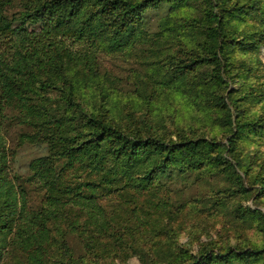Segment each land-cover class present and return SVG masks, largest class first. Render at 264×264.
<instances>
[{"label": "rangeland", "instance_id": "374dc122", "mask_svg": "<svg viewBox=\"0 0 264 264\" xmlns=\"http://www.w3.org/2000/svg\"><path fill=\"white\" fill-rule=\"evenodd\" d=\"M22 1L11 0L4 8L3 14L12 20L13 27L20 24ZM190 2L193 7L179 14L187 19L197 21L200 15H205L204 10L212 8L211 0ZM224 2L229 36L235 43L226 50L228 73L233 76L224 78L221 93L230 95L240 120L260 114L264 117V39L260 42V36L254 35L264 31V0ZM168 11V5L148 8L144 35L121 51H112L106 45L99 47L97 73L82 71L65 59L64 71L72 76L75 98L86 109L126 127H133L131 123H135L172 138L179 130L192 129L197 134H206L205 137L208 134L216 141L225 142L229 132L215 121L213 111L198 106L192 96L177 94L161 85L162 74L168 70L170 75L180 59L188 56L172 46L155 55L156 40L163 39L162 47L171 44V40L156 36ZM80 22L81 16L77 13L73 20L54 27L53 33L61 37L77 32ZM23 26L29 31H38L42 23L26 22ZM249 39L255 44H243ZM164 54L171 58L164 59ZM209 70L210 66H196L190 75ZM39 95L55 105L52 110L55 115L63 114L58 95L38 91L35 79L25 75L10 83L4 118H0V133L9 157V175L23 188L32 209L40 207L46 188L34 174L31 162L49 154L45 143L25 138L34 132L29 123H40L48 118L41 108L44 102ZM229 110L235 112L233 107ZM127 111L132 113V119ZM231 119H235L234 114ZM236 154L246 159L256 157L245 178L261 169L264 126L248 127L237 143ZM109 165L110 161L106 168ZM52 166L56 174H62L64 185L77 186L102 176L84 165L65 167V160L55 161ZM109 176L115 177L112 183L98 189L101 193L98 204L108 230L97 232L86 222L85 212L67 205L64 217L50 225L47 264H187L207 253L203 252L204 246H208V253L213 255L229 251L258 252L255 258L232 259L219 264H264V231L258 217L246 210L249 207L250 211L259 210L264 214V196L252 201L250 194L236 192L235 183L230 182L225 173L214 175L204 171L186 176L169 173L141 189L137 187L136 174ZM249 178L250 184L252 178ZM242 210H245L243 216ZM0 264H26V254L7 247Z\"/></svg>", "mask_w": 264, "mask_h": 264}, {"label": "trees", "instance_id": "16d2710c", "mask_svg": "<svg viewBox=\"0 0 264 264\" xmlns=\"http://www.w3.org/2000/svg\"><path fill=\"white\" fill-rule=\"evenodd\" d=\"M190 1L23 0L18 16L20 24L13 27L12 20L3 14L11 0H0V118H4L10 83L25 75L35 79L38 91L56 93L63 111L62 115H55L52 112L55 105L45 102L46 99L39 95L44 102L41 108L48 118L40 123L28 122L34 132L25 138L45 143L49 148L47 156L31 162L34 174L46 188L38 209L28 206L25 191L9 175V157L0 133V259L10 247L26 254V264H47L50 225L64 217L67 205L85 212L86 222L97 232L107 231L103 210L98 204L101 195L98 189L112 183L115 177L109 175L114 173L136 174L137 187L141 189L169 173L186 176L204 171L214 175L222 172L235 183L236 192L250 194L252 201L264 196V162L259 165L261 169L249 176L252 178L249 184L250 178L244 176L249 175L256 157L252 155L246 159L236 154L237 143L246 129L264 126V117L260 114L240 120L230 95L221 93L224 78L233 76L228 73L226 50L235 43L229 36V21L223 13L225 2L211 0L212 8L204 10L205 15L195 21L179 15L193 7ZM163 5H168L169 11L156 36L171 40V44L162 47L163 39L156 40L155 55L172 46L188 56L180 59L170 75L168 70L162 74L161 85L177 94L192 96L198 106L213 111L215 121L229 132L225 142L216 141L208 134L207 137L197 134L192 129L179 130L172 138L135 123H131L133 127H126L86 109L75 98L72 76L64 71L65 59L82 71L97 73L98 48L106 45L112 51H121L133 44L144 35L147 9ZM77 13L81 16L80 29L55 36L54 27L73 20ZM26 22H41L42 28L29 31L23 26ZM254 35L260 36L258 41H263L264 31ZM243 44L255 42L249 39ZM164 56V59L171 58L168 54ZM196 66H210V70L190 75ZM233 114L235 119L232 121ZM127 116L132 119L130 111ZM59 160H65V167L84 165L102 176L77 186L64 185L62 174H56L52 166ZM108 161L111 165L106 168ZM249 209L246 210L258 217V224L264 231V214ZM241 215H245V210ZM202 249L207 253L187 264H219L232 259L245 261L258 255L249 250L213 255L208 253V246Z\"/></svg>", "mask_w": 264, "mask_h": 264}]
</instances>
